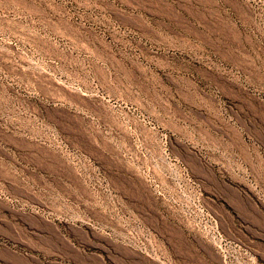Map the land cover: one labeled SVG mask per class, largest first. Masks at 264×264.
I'll return each instance as SVG.
<instances>
[{
  "label": "rangeland",
  "instance_id": "374dc122",
  "mask_svg": "<svg viewBox=\"0 0 264 264\" xmlns=\"http://www.w3.org/2000/svg\"><path fill=\"white\" fill-rule=\"evenodd\" d=\"M0 264H264V0H0Z\"/></svg>",
  "mask_w": 264,
  "mask_h": 264
}]
</instances>
